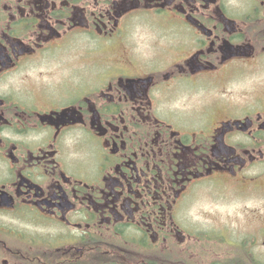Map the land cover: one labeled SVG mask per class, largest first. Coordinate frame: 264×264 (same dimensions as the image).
I'll list each match as a JSON object with an SVG mask.
<instances>
[{"label": "flooded vegetation", "instance_id": "af4514ba", "mask_svg": "<svg viewBox=\"0 0 264 264\" xmlns=\"http://www.w3.org/2000/svg\"><path fill=\"white\" fill-rule=\"evenodd\" d=\"M228 183L264 186V0H0V264H264V214L189 212Z\"/></svg>", "mask_w": 264, "mask_h": 264}, {"label": "rangeland", "instance_id": "374dc122", "mask_svg": "<svg viewBox=\"0 0 264 264\" xmlns=\"http://www.w3.org/2000/svg\"><path fill=\"white\" fill-rule=\"evenodd\" d=\"M228 184H224L219 189L212 190L213 187L200 189L194 195L192 207L189 212L193 217L204 214L209 218L223 219L225 224L236 223L238 226V235L243 238L247 234H251L255 229V222L248 220L252 219L251 215L246 214L257 213L264 214V186L260 189H242L238 186L237 189H242L239 193L235 190L236 187L230 188ZM250 186L257 185L254 181ZM233 219H237L234 221ZM211 220V219H210ZM217 222L214 221L213 224ZM264 232V226L258 228L255 233ZM245 238V237H244Z\"/></svg>", "mask_w": 264, "mask_h": 264}]
</instances>
